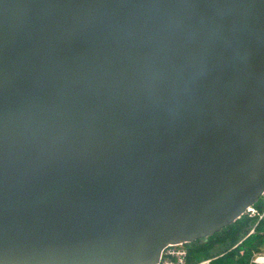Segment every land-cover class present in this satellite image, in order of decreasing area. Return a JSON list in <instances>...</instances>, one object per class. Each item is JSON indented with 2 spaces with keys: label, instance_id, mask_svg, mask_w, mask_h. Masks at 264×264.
I'll return each mask as SVG.
<instances>
[{
  "label": "water",
  "instance_id": "obj_1",
  "mask_svg": "<svg viewBox=\"0 0 264 264\" xmlns=\"http://www.w3.org/2000/svg\"><path fill=\"white\" fill-rule=\"evenodd\" d=\"M264 190V0H0V264H155Z\"/></svg>",
  "mask_w": 264,
  "mask_h": 264
},
{
  "label": "trees",
  "instance_id": "obj_2",
  "mask_svg": "<svg viewBox=\"0 0 264 264\" xmlns=\"http://www.w3.org/2000/svg\"><path fill=\"white\" fill-rule=\"evenodd\" d=\"M254 224L255 218L241 215L219 232L189 242V264L204 260H209L208 264H250L252 253L264 245V219L258 222L254 233L248 234Z\"/></svg>",
  "mask_w": 264,
  "mask_h": 264
},
{
  "label": "built area",
  "instance_id": "obj_3",
  "mask_svg": "<svg viewBox=\"0 0 264 264\" xmlns=\"http://www.w3.org/2000/svg\"><path fill=\"white\" fill-rule=\"evenodd\" d=\"M242 215L255 218L254 226L249 230L248 234L254 233L255 227L260 220L264 219V190L260 195L258 201L247 207ZM264 235V230H262ZM189 243V242H188ZM187 242L169 243L160 253L159 260L155 264H189L188 262V249ZM264 246L260 247V250L254 251L250 258V264H264ZM207 264V262H199L196 264Z\"/></svg>",
  "mask_w": 264,
  "mask_h": 264
},
{
  "label": "rangeland",
  "instance_id": "obj_4",
  "mask_svg": "<svg viewBox=\"0 0 264 264\" xmlns=\"http://www.w3.org/2000/svg\"><path fill=\"white\" fill-rule=\"evenodd\" d=\"M264 246V245H263ZM262 251H264V249H261ZM204 262H207V264H208V262H209V260H204Z\"/></svg>",
  "mask_w": 264,
  "mask_h": 264
}]
</instances>
